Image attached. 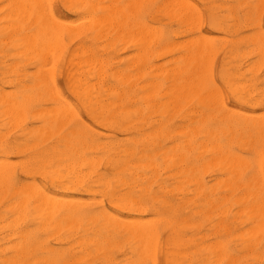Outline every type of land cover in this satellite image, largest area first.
Instances as JSON below:
<instances>
[{
	"label": "rangeland",
	"instance_id": "374dc122",
	"mask_svg": "<svg viewBox=\"0 0 264 264\" xmlns=\"http://www.w3.org/2000/svg\"><path fill=\"white\" fill-rule=\"evenodd\" d=\"M12 1L13 3H11ZM33 1L34 0H26L25 2L24 0H17L16 2V0H0V115L2 114L3 116H0V146H3L0 147V161L5 159L8 160L0 162V264H128L130 263L129 261H132L131 264L134 262V264H198L197 262L202 264H211V262L212 264H264V125L261 124H264V0H174V3L172 2L174 5L172 3L170 4L171 0H134L135 3L131 0H42L40 3L41 5L39 6V2L34 4L35 1ZM167 1H169L168 3L170 6ZM28 2L31 3L29 4ZM132 2L133 5L135 4L134 6L131 5ZM20 3L23 5L20 6ZM187 3L189 4V7ZM13 4L14 7L16 6L15 8H13ZM17 5L19 8H17ZM191 5H196L195 7L199 10L197 9L196 11V8H192ZM164 6L167 9H165ZM20 7L22 8L20 9ZM37 7H39L40 10ZM183 8L186 9V12H189V10L192 9L191 11L193 13L190 11L188 14H185V10H182ZM194 8L195 10H193ZM175 9L179 11L173 13ZM18 11H21L22 13H19ZM26 11L29 17L28 15H24L26 14L24 13ZM42 11L44 13H42ZM197 12H199L200 15H198ZM50 15L54 21L52 18L50 19ZM27 17L29 19H27ZM32 17L36 21L32 19ZM42 18L43 20L46 19V22H43V20L39 21ZM196 18L200 19L198 20ZM19 20H21L19 22L20 25L18 24ZM46 24L48 27H46ZM47 28L49 29L47 30ZM145 29L147 31H145ZM148 29H151L150 31H152L150 34L158 33L156 36H154L155 34H152L153 36H151L147 34V32H150ZM131 30L133 33L137 32L138 35L144 30V33H146L145 38L149 39L151 36L152 38H150L151 40L154 38V42L153 40H148V43H152L149 45L147 43L146 45L148 46H146L145 43L147 42V39L145 40L144 38L145 41H142L143 38L141 39L140 37L143 32L139 36L141 41L139 39L134 41L138 36H136L137 34L134 36L132 32L131 34ZM72 32L74 33L72 34ZM42 34H44V36ZM50 34L53 36H56L57 34L59 36L57 38L55 37V39ZM34 35H40V42L39 38ZM41 35L46 38H43ZM31 36L32 40L30 38ZM130 36H132L131 38L134 40H132ZM20 38L26 41H21ZM41 38L45 40H42ZM203 38H205L204 41L202 40ZM58 39H61L62 44ZM36 41V44L41 46L40 49H38L39 46H37L38 48L36 47ZM44 41L48 45L46 46L44 43L46 47L50 48L52 46L50 50L45 48L42 44ZM21 42H24L27 46H20ZM57 42H59V45L56 44ZM188 42L190 43L188 44ZM153 43L154 45H152ZM163 44H165V46ZM170 44H172V46ZM202 44L207 45V48ZM56 45H58L59 48L62 46L64 49L60 50ZM181 45H187L185 47L187 49H184ZM197 45L200 52L206 48L202 51L203 53H200L199 49L195 48ZM257 47H260L261 49H257ZM53 48H55V51ZM141 48L143 51L140 50ZM208 48L211 50H208ZM51 49L53 51H51ZM39 50H42L43 52L45 51V53H41ZM154 50L155 52H153ZM262 50L263 52H260ZM166 52L168 54H166ZM30 53L33 54L31 55ZM138 53L140 54V58L138 57L137 60ZM156 53H160V55L162 53L163 55L159 57V54ZM22 54L24 55L22 56ZM28 54L31 55V57ZM146 55L148 57H146ZM141 56L144 61L141 59ZM191 56L192 59L190 61H185L188 60V57L191 58ZM205 57L207 59H205ZM49 58H52L53 60H49ZM181 58H185V60ZM201 58L202 61L198 60ZM172 59L175 61H172ZM135 61L137 63H135ZM141 61L143 63H141ZM50 63H52L53 66L50 67ZM191 63L194 65H190ZM176 64H179V67L176 66ZM40 65L42 66L41 68ZM154 66L158 69L161 68L160 71L162 73L158 69L153 68ZM205 66L206 68H204ZM167 67H171L172 69ZM182 67H185L187 71ZM198 67L200 68L198 69ZM201 67L203 68L199 74ZM137 69L139 72L141 71L142 75L138 76ZM145 69L149 71H145ZM162 69H165V71L167 70V80L165 76L163 77L165 71L163 72ZM46 70H48L49 73H47ZM175 70L178 72L174 74L171 79V74L172 72L175 73ZM179 70H183L182 73ZM41 72L42 74H40ZM189 72H191V74ZM146 73H149L150 75L161 73L164 80L161 77V74L157 75V77L155 75H152V77L148 75L149 77H147ZM194 73L197 75H194ZM188 76H190L189 79ZM130 77L131 79H128ZM132 77L133 79H136L135 77L138 78L132 80ZM50 78L53 82L50 81ZM179 78H184L183 80L187 81V84L190 83L189 86H192H190V88L187 87V89L185 86L188 85H185L184 87L187 89L186 91L183 89V86L180 87L179 82H185L179 80ZM190 78H192L191 80H193V82L196 81L195 83L197 85L191 84L192 81ZM40 80H43V82ZM149 80H152L151 83ZM126 81L129 82L127 83ZM148 81L150 87L156 89L155 91L152 88L145 86V82L147 83ZM168 82L175 84V87L171 83L166 84ZM242 84H244V86ZM144 86L146 89H144ZM168 86L174 87L175 89L176 86L177 88L179 87V94L185 91L183 94H186V96L182 94L185 98H181L182 95H179L177 92L175 94L178 98L176 96H173L174 98L170 97L171 95H175L173 94L175 91L171 92L174 88H171L170 92L172 94L170 93V96L169 93H166L171 100L176 97V100H178L176 103L178 102L181 105L177 103L176 106H174L175 100H172V102L169 97L163 94L164 91H169H162L164 88L169 89L170 87L167 88ZM196 87L199 91L195 89ZM212 87H214L213 89L215 90L217 88L219 93H221L218 97L216 96L217 94H214L217 90L214 92V90L211 89ZM192 88L197 91L192 92L190 94L191 97L189 98L190 95L186 92H188V90L193 91ZM45 89L47 92L50 89V92L47 93ZM209 89L211 92H214L212 93L217 99L216 97H209V95L212 94ZM179 90L182 92H179ZM5 92L9 95L8 99L4 97V94L7 96ZM54 92L56 94H54ZM159 92L160 96L158 95ZM206 92L207 94L210 92L208 97L212 99L211 101L210 99L207 101ZM193 93L197 94H194V96ZM37 94L41 96H38L37 98ZM202 94L206 96H203ZM51 95L56 96L57 101L54 97L52 99ZM200 95L204 97L202 99L204 102L201 101L202 97H200ZM119 96L122 97V99H120ZM142 96L144 99H141ZM187 97L188 103L184 100L181 101ZM180 98L181 100L179 101ZM1 100L3 101V104ZM4 100L7 101L5 102ZM52 100L54 101L52 102ZM55 101H60V104ZM6 103L11 104H8L6 107ZM85 103L87 105H85ZM208 104H211L212 106L209 107ZM3 106L8 108L7 110L10 108L9 113L13 115L10 117L11 119L15 117V121L10 119L9 115H7L9 114L8 111L5 110L6 108ZM45 106L50 107V115L48 108ZM57 106L60 108V112L62 111V115H59L60 112L58 111ZM92 106L94 108H89ZM164 106L170 111H163L162 109H166ZM2 107L5 112L7 111L6 115L8 117L5 116V113L3 115L4 111ZM51 107H53V109ZM65 107H67V110L68 108L70 109L67 111L68 113L72 111L70 116L67 113V117H71L74 114L75 118L73 116L72 119L65 117L67 115L65 114ZM123 108L127 113L123 110V113H121L122 111L120 110ZM34 110H40L41 113L39 112V114L37 113L38 111L35 112ZM51 110H56L55 114ZM10 111H14L13 114ZM25 111L27 113H25ZM57 111L59 112V116L57 115ZM17 112L18 114H22L17 115ZM163 112L166 114L162 115ZM122 114L129 115L128 123L126 121L127 116H125V119L122 117L123 121L121 120ZM47 115H49V118L53 116V118L51 117L53 120L64 118V121L58 119V124L60 121L62 122H60V125L56 126V121L45 119L49 122L47 123L42 119L45 117L48 119ZM116 118L117 120H113ZM65 119L67 120L65 121ZM249 119L253 121L251 122ZM111 120L113 126H110ZM8 121H10V123ZM46 123L48 126H46ZM192 128L195 130L194 134L192 133L194 132ZM220 129L223 130L221 131ZM53 131L57 133L54 134ZM69 132L74 135L68 134ZM156 133L158 136H156ZM183 137L188 139L184 140ZM70 139H72V141ZM68 143L71 146L66 145ZM82 144L84 145V148L82 147ZM214 145L220 147L219 151L215 149L216 147ZM74 146L78 147L77 150ZM199 146L200 149H198ZM57 149L61 151H57ZM226 151L228 152L227 154ZM232 151L234 153H232ZM64 156H67V158ZM78 156H80V158ZM90 156H93L92 158L95 157V164L94 161L89 163L93 168L91 170L88 162L93 159ZM173 156H176V159H174ZM41 157L43 160L47 158L46 161H43ZM87 157L90 159L85 163ZM107 158L108 160L106 161ZM81 159L84 160V164ZM80 160L82 162L81 165L79 164ZM116 160L118 162H116ZM63 162L66 167L67 163L69 165L71 163V166L68 165V168L70 169V167H72V170L67 168V170L70 171H67V174L65 173L66 170L63 169L66 168L65 166H62ZM5 163H7V166L9 164V166L7 167ZM74 163L77 166H74ZM85 164H88L89 167L87 168L84 166ZM3 165L5 167H3ZM82 165L85 168H83ZM149 166H152L151 170L148 168ZM57 167L59 168L57 169ZM257 169L260 170V172ZM52 170H56L57 172L54 174V171L52 172ZM81 170H84L85 172L87 171V173H84V171ZM88 170L90 175L88 174ZM44 171L48 172V174L51 172V176ZM71 171H73L74 174ZM120 171H122V173ZM230 172H233L234 174ZM58 173L60 175L57 176ZM27 174H29V176ZM53 174L57 176V181ZM69 174H71L72 177ZM68 175L70 178H68ZM48 176L50 177L48 178ZM61 176L63 178H61ZM85 176H89L87 177L88 180ZM59 177L61 179H59ZM118 177L122 180H119ZM43 178H45V180ZM73 178H76L75 184V180H72ZM115 178L116 180H114ZM51 180L52 185L50 184ZM61 180L65 182L63 183ZM70 180L73 184L69 182ZM89 180H92L93 182ZM32 181L35 183L33 184ZM77 181H79V183ZM60 182H62V186L59 185L61 184ZM189 182L194 183L191 185ZM30 183L33 186H29ZM67 183L69 185H67ZM37 184L40 185L38 192L36 191ZM64 184H66V187L69 186L68 188H70V190L64 187ZM108 184L110 186H108ZM72 185L74 188H72ZM23 186H25L24 188H30L28 189L31 192L28 193L27 190L30 198L27 196V193H24L26 191L25 189L23 190L24 194L21 193ZM33 187L36 194L39 192L43 194V192H45L46 196L45 193L43 194L44 196L40 193V196L39 194L38 196L35 195V191L32 193ZM111 187L115 188V190H112ZM3 188L6 191L3 190ZM14 189L15 191L17 189L18 191H16V194H14ZM19 190L21 192H19ZM139 190L141 191L139 192ZM19 193L21 194L18 195ZM124 193H126L127 196H125ZM129 194L130 197L134 199L131 200L128 198ZM24 195L28 200L26 197L24 198ZM41 195L43 196L42 198ZM50 195L53 197H50ZM115 195L119 196L117 197ZM120 196L122 198L121 200ZM31 197L34 198V200L31 199ZM36 197L42 199H39L37 202L41 200L43 201V205L47 202L46 199H48V201H51L54 198L57 199H55L56 202L52 204V209L51 206L48 205L51 202L46 203L50 208L46 205L44 208L41 202H39L41 205L38 206L37 204L39 203H36ZM69 197L71 203L73 202V205H71V207L73 206L72 209H70V201V204L66 203L69 200ZM73 197L77 202L72 200L74 199ZM125 197H127V200L124 199ZM44 198L45 200H43ZM60 198L63 199V202H66L64 203L65 206L62 205V207L60 205L59 208V204L63 203ZM64 198H66V200ZM79 198L89 200L90 202H85L84 200L78 202ZM108 198H110L112 202H114V200L117 202L111 203V201H108ZM21 199L24 203H22L23 201ZM18 200L21 201L18 202ZM125 201L127 202L125 203ZM14 202H16V204L19 203L20 206L18 204L15 205ZM80 202L84 205L81 206ZM55 203L56 206H54ZM66 204H69L67 205L69 207H67ZM117 204L120 207L122 205L124 207L122 206L120 208ZM130 205L132 207L133 205L134 207L137 205L140 209L138 208L135 210L134 208H131ZM36 207H40L41 212L45 209L47 213L44 211L42 212L45 216L40 211H37L39 208L37 209ZM46 207L48 209H46ZM64 207H66V209ZM50 209L53 211L56 209V215L53 214V211L51 215H49ZM152 210L154 211L152 212ZM14 211L15 213L18 211V213L15 214L17 217L14 215ZM256 211L258 213L261 212V214L259 213L261 217H259V214ZM102 214L105 215L103 218L101 216ZM169 214H172L173 218L172 216H169ZM48 215L52 220H48ZM106 215L109 216L106 217ZM33 216L36 217L34 218ZM114 217L115 220L113 219ZM160 218L163 220L160 221ZM166 218L172 219L167 220ZM63 219L65 221H63ZM136 219L142 222H147V224H150L151 222L149 220H151L152 224H141L140 230L142 232H140V226L138 225L135 228L137 231H135L131 226L138 222L142 223L140 221L136 222ZM71 220L73 222H71ZM95 220L96 222H94ZM107 221L109 222L107 223ZM115 221L119 222L118 224L121 225V229L118 228L120 225L117 226ZM131 221H133V223ZM171 221L172 223L175 222L174 226L172 223L170 224ZM38 222H40V224ZM41 223H43V226ZM109 223L110 225H108ZM126 223H128L130 229L127 227ZM53 224H55V226ZM124 224H126V228H128L127 231L122 228V225ZM129 224L132 225L130 226ZM145 224L149 227L148 230L145 228L144 231ZM164 224H166L165 227ZM190 225L191 227H189ZM95 227H97V229ZM110 227L113 228L110 229ZM104 229L105 232H108L109 234H106ZM138 231L140 234L142 233V236L144 237H142ZM146 232H148L147 234H150L149 237L145 235ZM154 232H156V234H154ZM239 233H241V235ZM151 235L155 237H152ZM131 237L133 238L131 239ZM105 238L109 240L107 241ZM135 238L138 239L136 240ZM143 238L147 239L142 243L143 246L137 244L140 240L143 242ZM149 238L153 240H150ZM168 238L169 241L171 239L175 240V238L177 241H174V243L173 240H171L172 243L169 242L170 244H168ZM178 241H181L182 243L180 242L176 245ZM78 242H80V244H78ZM133 243L139 245L138 247H143H140L141 252ZM145 243L146 246L149 244L150 248L149 246L146 247L144 245ZM165 244L167 246L172 244L173 247L172 245L166 247ZM182 244L184 247H182ZM214 244H216L217 247ZM211 245H213L214 249H211ZM206 248L208 249L206 250ZM144 249L148 250L145 251L150 253H146ZM133 250H136L135 252H139V254H133ZM212 250L215 251L210 254ZM181 252L185 255L186 253L189 254L186 255L187 257L185 259L186 261L189 259L187 263H185V256L184 254L182 255ZM145 253L148 255L151 254L150 257L152 258H147L149 256H146ZM170 253H172L173 256H171ZM214 253H216V255L218 253V256H215ZM166 254H168V256ZM135 258L137 259L135 260ZM128 259L130 260L128 261Z\"/></svg>",
	"mask_w": 264,
	"mask_h": 264
},
{
	"label": "bare ground",
	"instance_id": "6f19581e",
	"mask_svg": "<svg viewBox=\"0 0 264 264\" xmlns=\"http://www.w3.org/2000/svg\"><path fill=\"white\" fill-rule=\"evenodd\" d=\"M24 1L26 2V0H24ZM28 1H29V0H28ZM31 1H32V0H31ZM34 1H35L34 4H37V3L39 2L38 6L41 5L40 3L42 2V0H41V1H40V0H39V1H38V0H37V1L34 0ZM34 1H33V2H34ZM111 1H112V0H111ZM131 1L134 2V0H131ZM142 1H143V0H142ZM154 1H155V0H154ZM169 1H170V0H169ZM169 1H167V3H168ZM177 1H178V0H177ZM183 1H184V0H183ZM16 2H17V0H16ZM19 2H20V1H19ZM19 2H18V3H19ZM33 2H32V3H33ZM36 2H37V3H36ZM113 2H114V1H113ZM129 2H130V1H129ZM133 2H132L131 5H133ZM172 2L174 3V0H171L170 4H171ZM262 2H263V1H262ZM8 3H10V2H8ZM11 3H13V1H12ZM28 3H29V2H28ZM28 3H27V4H28ZM30 3H31V2H30ZM30 3H29V4H30ZM64 3H65V2H64ZM110 3H111V2H110ZM126 3H127V2H126ZM134 3H135V2H134ZM140 3H141V2H140ZM146 3H147V2H146ZM173 3H172V4H173ZM180 3H182V2H180ZM257 3H258V2H257ZM14 4H15V3H14ZM14 4H13V8L16 7V6L14 7ZM29 4H28V5H29ZM138 4H139V3H138ZM143 4H144V3H143ZM168 4H169V3H168ZM170 4H169V6H170ZM183 4H185V3H183ZM187 4H188V3H187ZM187 4H186V6H187ZM22 5H23V4H22ZM22 5H21V3H20V6H22ZM31 5L34 6L33 4H31ZM48 5H49V4H48ZM115 5H116V4H115ZM134 5H135V4H134ZM134 5H133V6H134ZM136 5H137V4H136ZM163 5H164V4H163ZM165 5H167V4H165ZM173 5H174V4H173ZM175 5H176V2H175ZM32 6H31V7H32ZM129 6H130V5H129ZM133 6H132V8H133ZM140 6H143V5H140ZM167 6H168V5H167ZM169 6H168V7H169ZM177 6H178V5H177ZM191 6H192V5H191ZM195 6H196V5H193L192 8L195 7ZM259 6H260V5H259ZM11 7H12V6H11ZM35 7H36V6H35ZM42 7H43V6H42ZM42 7H41V8H42ZM90 7H91V6H90ZM93 7H94V6H93ZM164 7H165V6H164ZM171 7H172V6H171ZM174 7H175V6H174ZM174 7H173V8H174ZM188 7H189V4H188ZM17 8H19L18 5H17ZM21 8H22V7H20V9H21ZM23 8H25V7H23ZM37 8L40 10L39 7H37ZM43 8H44V7H43ZM88 8H89V7H88ZM129 8H130V7H129ZM132 8H131V9H132ZM186 8H187V7H186ZM195 8H196V11H197L198 8H197V7H195ZM195 8H194L193 10H195ZM38 9H37V10H38ZM125 9H126V8H125ZM131 9H130V10H131ZM134 9H135V7H134ZM137 9H139V8H137ZM157 9H158V8H157ZM165 9H167V8L165 7ZM169 9H172V8H169ZM187 9H189V8H187ZM190 9H191V8H190ZM17 10H18V9H17ZM43 10H44V9H43ZM103 10H104V9H103ZM121 10H122V9H121ZM132 10H133V9H132ZM160 10H161V9H160ZM173 10H174V9H173ZM182 10H185V14H186V13L188 14L192 9L189 10V12H186V9H184V8H183ZM198 10H199V9H198ZM259 10H260V9H259ZM8 11H9V10H8ZM21 11H24V10H21ZM21 11H20V12H21ZM35 11H36V9H35ZM87 11H88V10H87ZM87 11H86V12H87ZM139 11H140V10H139ZM176 11H177V10L175 9V11H173V13L176 12ZM178 11H179V10H178ZM178 11H177V12H178ZM187 11H188V10H187ZM18 12H19V11H18ZM20 12H19V13H20ZM49 12H50V10H49ZM107 12H108V11H107ZM110 12H111V11H110ZM120 12H121V11H120ZM128 12H129V10H128ZM132 12H133V11H132ZM182 12H184V11H182ZM191 12H192V11H191ZM194 12H195V11H194ZM9 13H11V12H9ZM21 13H22V12H21ZM24 13H26V14H24V15H26V16L28 15L27 11L24 12ZM40 13H41V12H40ZM40 13H38V14H40ZM42 13H44V12L42 11ZM45 13H47V12H45ZM102 13H104V12H102ZM112 13H113V12H112ZM126 13H127V12H126ZM140 13H141V12H140ZM142 13H143V12H142ZM192 13H193V12H192ZM197 13H198V15H200L199 12H197ZM132 14H133V13H132ZM185 14H184V17H185ZM12 15H13V14H12ZM12 15H11V16H12ZM46 15H47V14H46ZM110 15H111V13H110ZM167 15H168V14H167ZM192 15H193V14H192ZM195 15H196V14H195ZM30 16H32V15H30ZM47 16H48V15H47ZM50 16H51V15H50ZM50 16H49V17H50ZM127 16H128V15H127ZM177 16H178V15H177ZM190 16H191V15H190ZM196 16H197V15H196ZM8 17H10V16H8ZM22 17H23V16H22ZM28 17H29V15H28ZM28 17H27V19H29ZM186 17H187V15H186ZM188 17H189V16H188ZM12 18H13V17H12ZM15 18H16V17H15ZM51 18H52V16L50 17V19H51ZM182 18H183V17H182ZM189 18H190V17H189ZM10 19H11V18H10ZM23 19H24V18H23ZM32 19H34V18L32 17ZM38 19H39V18H38ZM134 19H135V18H134ZM183 19H184V18H183ZM194 19H195V18H194ZM196 19L199 20L200 18H196ZM16 20H18V19H16ZM34 20H35V19H34ZM41 20H43V18L40 19L39 21H41ZM45 20H46V19H45ZM45 20H43V22H44ZM48 20H49V19H48ZM52 20H53V18H52ZM180 20L183 21L182 19H180ZM13 21H14V20H13ZM20 21H21V20L18 21V24H19ZM24 21H25V20H24ZM32 21H33V20H32ZM35 21H36V20H35ZM53 21H54V20H53ZM55 21H56V20H55ZM184 21H185V19H184ZM28 22H29V21H28ZM33 22H34V21H33ZM37 22H38V21H37ZM45 22H46V21H45ZM56 22H57V21H56ZM106 22H107V21H106ZM186 22H187V21H186ZM189 22H190V21H189ZM25 23H26V21H25ZM47 23H48V22H47ZM59 23H60V22H59ZM65 23H66V22H65ZM143 23H144V22H143ZM187 23H188V22H187ZM190 23H191V22H190ZM193 23H195V22H193ZM197 23H198V22H197ZM27 24H28V23H27ZM39 24L41 25L40 22H39ZM51 24H52V23H51ZM54 24H55V23H54ZM57 24H58V23H57ZM62 24H63V23H62ZM76 24H77V23H76ZM19 25H20V24H19ZM29 25H30V24H29ZM43 25H44V24H43ZM55 25H56V24H55ZM65 25H66V24H65ZM139 25H140V24H139ZM198 25H199V24H198ZM9 26H10V25H9ZM61 26H62V25H61ZM103 26H104V25H103ZM126 26H127V25H126ZM2 27H3V26H2ZM46 27H48L47 24H46ZM71 27H73V26H71ZM106 27H107V26H106ZM108 27H109V26H108ZM138 27H139V26H138ZM59 28H60V27H59ZM68 28H69V27H68ZM83 28H84V27H83ZM103 28H104V27H103ZM103 28H102V29H103ZM131 28H132V27H131ZM147 28H148V27H147ZM151 28H152V27H151ZM187 28H188V27H187ZM7 29H9V28H7ZM14 29H15V28H14ZM48 29H49V28H47V30H48ZM55 29H56V28H55ZM62 29H63V28H62ZM78 29H80V28H78ZM139 29H140V28H139ZM153 29H154V28H153ZM10 30H13V29H10ZM60 30H61V29H60ZM72 30H73V29H72ZM105 30H107V29H105ZM137 30H138V29H137ZM148 30L150 31L151 29H148ZM5 31H6V30H5ZM8 31H9V30H8ZM18 31H19V30H18ZM44 31H45V30H44ZM73 31H74V30H73ZM145 31H147V30L145 29ZM145 31L143 30L142 32L144 33ZM155 31H156V29H155ZM35 32H36V31H35ZM80 32H81V31H80ZM84 32H85V30H84ZM131 32H132V30L130 31V33H131ZM142 32H141V33H142ZM151 32H152V31L147 32V34L153 36L155 33H152V34H153V35H152V34H150ZM14 33H15V32H14ZM14 33H13V34H14ZM19 33H20V32H19ZM21 33H22V32H21ZM32 33H33V32H32ZM38 33H40V32H38ZM42 33H44V32H42ZM47 33H48V31H47ZM73 33H74V32H72V34H73ZM98 33H99V32H98ZM128 33H129V32H128ZM130 33H129V34H130ZM132 33H133V32H132ZM132 33H131V34H132ZM134 33H135V32H134ZM134 33H133V35L135 36V35L137 34V32H136L135 34H134ZM138 33H140V32H138ZM141 33H140L139 35H138V34L136 35V36H138L137 38H136V37H133V38H136L135 40L131 38L132 36H130V38H131L132 40H134V41H136V40H138V39L141 41V39L143 38L142 41H145V40L147 39V38H145L146 33H144V34L142 33V35H143L144 37L141 35ZM157 33H158V32H157ZM157 33H156V34H157ZM27 34H30V33H27ZM40 34H41V33H40ZM52 34H53V33H52ZM52 34H50V35H52ZM156 34H155L154 36H156ZM160 34H161V33H160ZM11 35H12V33H11ZM14 35H16V34H14ZM42 35L44 36V34H42ZM42 35H41V36H42ZM53 35H55V34H53ZM53 35H52V36H53ZM78 35H79V34H78ZM140 35H141V36H140ZM12 36H13V35H12ZM17 36H18V35H17ZM34 36H37V37L39 38L40 35H39V36H38V35H34ZM43 36H42V37H43ZM58 36H59V35L56 34V36H53V37H54V38H55V37L57 38ZM139 36L141 37V39H140ZM151 36H150V37H151ZM13 37H14V36H13ZM13 37H12V38H13ZM60 37H61V36H60ZM150 37H149V39L146 40L147 42L145 43V45L148 43V40H151L152 37H151V38H150ZM173 37H174V36H173ZM9 38H10V37H9ZM18 38H19V37H18ZM30 38H31V40H32V36H31ZM33 38H36V37H33ZM43 38H46V37H43ZM54 38H53V40H54ZM56 38H55V39H56ZM70 38H71V37H70ZM74 38H75V37H74ZM95 38H96V37H95ZM144 38H145V40H144ZM156 38H157V37H156ZM13 39H14V38H13ZM15 39H16V38H15ZM20 39H21V41L23 40L22 38H20ZM28 39H29V37H28ZM41 39H42V38H41ZM88 39H89V38H88ZM153 39H154V38H153ZM153 39H152V40H153ZM192 39H193V38H192ZM194 39H195V37H194ZM197 39H198V38H197ZM258 39H259V38H258ZM36 40H37V39H36ZM42 40H45V39H42ZM59 40L61 41V39H58V41H59ZM152 40H151V41H152ZM160 40H161V39H160ZM198 40H199V39H198ZM202 40L204 41L205 38H203ZM249 40H250V39H249ZM23 41L25 42L26 40H23ZM34 41H35V40H34ZM123 41H124V40H123ZM151 41H150V42H151ZM252 41H253V40H252ZM24 42H23V43L21 42V45H20V44H19V45H20V46L23 45L24 47L27 46V45L24 44ZM39 42H40V38H39ZM41 42H42V41H41ZM54 42H55V40H54ZM153 42H154V40H153ZM155 42H156V41H155ZM193 42H194V41H193ZM196 42H197V40H196ZM198 42H199V41H198ZM19 43H20V41H19ZM36 43H37V41L35 42V44H36ZM44 43H45V41H44L42 44L44 45ZM58 43H59V42H57L56 44H58ZM120 43H121V42H120ZM151 43H152V42H151ZM151 43H148V45L151 44ZM172 43H173V42H172ZM189 43H190V42H188V44H189ZM204 43H205V42H204ZM26 44H27V43H26ZM45 44H46V46H48L47 43H45ZM48 44H49V42H48ZM61 44H62V41H61ZM165 44H166V43H165ZM165 44H163V45L165 46ZM176 44H177V43H176ZM186 44H187V43H186ZM261 44H263V43H261ZM40 45H41V43H40ZM53 45H55V44H53ZM58 45H59V44H58ZM58 45H56V46L59 48ZM140 45H141V43H140ZM145 45H144V46H145ZM148 45H146V46H148ZM152 45H154V43H153ZM170 45L172 46V44H170ZM177 45H179V44H177ZM202 45H203V44H202ZM258 45H259V44H258ZM15 46H16V45H15ZM17 46H18V45H17ZM29 46H30V45H29ZM37 46H39V45L36 44V47H37ZM44 46H45V45H44ZM46 46H45V48H48V47H46ZM168 46H169V45H168ZM181 46H182L184 49H187V48H185L187 45H185V46H184V45H181ZM181 46H180V47H181ZM203 46L206 47L207 45H203ZM263 46H264V45H263ZM42 47H43V46H42ZM51 47H52V46H51ZM51 47H50V48H51ZM199 47H200V45H199ZM208 47H209V46H208ZM33 48H34V45H33ZM37 48H38V47H37ZM37 48H36V49H37ZM40 48H41V46H39L38 49H40ZM50 48H48V50H50ZM148 48H149V47H148ZM150 48H151V47H150ZM195 48H198V45H197ZM206 48H207V47H206ZM206 48H204V50H205ZM258 48H260V47H257V49H258ZM14 49H15V48H14ZM36 49H35V50H36ZM54 49H55V48H53V50H54ZM59 49H60V50H61V49L63 50L64 48H62V46H61V48H59ZM59 49H57V50H59ZM159 49H160V48H159ZM161 49H162V48H161ZM189 49H190V48H189ZM189 49H188V50H189ZM198 49H199V48H198ZM198 49H197V50H198ZM260 49H261V48H260ZM22 50H23V49H22ZM48 50H47V51H48ZM53 50L51 49V51H53ZM57 50H56V52H57ZM136 50H137V49H136ZM140 50L143 51L142 48H141ZM168 50H169V48H168ZM168 50H167V51H168ZM192 50H193V49H192ZM204 50H201V52L204 51ZM208 50H211V49L208 48ZM39 51H41V53H45V51H44V52H43L42 50H39ZM54 51H55V50H54ZM147 51H148V49H147ZM149 51H151V50H149ZM161 51H162V50H161ZM161 51H160V52H161ZM19 52H20V51H19ZM22 52H23V51H22ZM37 52H38V51H37ZM58 52H59V51H58ZM60 52H61V51H60ZM145 52H146V51H145ZM145 52H144V53H145ZM151 52H152V51H151ZM153 52H155V50H154ZM156 52H157V51H156ZM193 52H194V50H193ZM199 52H200V49H199ZM201 52H200V53H201ZM260 52H263V50L260 51ZM260 52H259V53H260ZM17 53H18V51H17ZM39 53H40V52H39ZM46 53H47V52H46ZM141 53H143V52H141ZM195 53H196V52H195ZM197 53H198V52H197ZM202 53H203V52H202ZM204 53H205V52H204ZM209 53H210V52H209ZM209 53H208V54H209ZM257 53H258V51H257ZM14 54H15V52H14ZM14 54H13V55H14ZM18 54H19V53H18ZM20 54H21V52H20ZM30 54L32 55L33 53H30ZM35 54H36V53H35ZM53 54H54V53H53ZM59 54H60V53H59ZM138 54H139V53H138ZM152 54H154V53H152ZM156 54H159V57H160L161 55H163L162 53H161V55H160V53H156ZM156 54H155V55H156ZM166 54H168V53L166 52ZM166 54H165V55H166ZM172 54H173V53H172ZM261 54H262V53H261ZM23 55H24V54H22V56H23ZM25 55H26V54H25ZM28 55H29V54H28ZM31 55H29V56L31 57ZM37 55H38V54H37ZM37 55H36V56H37ZM39 55H40V54H39ZM41 55H42V54H41ZM57 55H58V54H57ZM57 55H55V56H57ZM142 55H143V54H142ZM200 55H201V54H200ZM205 55H206V53H205ZM36 56H35V57H36ZM45 56H46V55H45ZM143 56H144V55H143ZM184 56H185V55H184ZM203 56H204V55H203ZM26 57H27V56H26ZM40 57H42V56H40ZM51 57H52V56H51ZM73 57H74V56H73ZM138 57L140 58V54L137 55V58H136L137 60H138ZM144 57H145V56H144ZM144 57H143V58H144ZM146 57H148V56L146 55ZM27 58H28V57H27ZM44 58H45V57H44ZM46 58H47V57H46ZM52 58H53V57H52ZM52 58H49V60H50V59L53 60ZM57 58H58V57H57ZM176 58H177V57H176ZM141 59H142V56H141ZM141 59H140V60H141ZM156 59H157V58H156ZM156 59H155V60H156ZM181 59H184V60H185V58H181ZM181 59H180V60H181ZM186 59H187V56H186ZM191 59H192V56H191V58L188 57V60H185V61H190ZM205 59H207V58L205 57ZM258 59H259V58H258ZM32 60H33V58H32ZM42 60H44V59H42ZM49 60H47V61H49ZM85 60H86V59H85ZM140 60H139V61H140ZM142 60H143V59H142ZM153 60H154V59H153ZM178 60H179V59H178ZM184 60H183V62H184ZM198 60H201V61H202V58H201V59H198ZM203 60H204V59H203ZM211 60H212V59H211ZM54 61L56 62L55 59H54ZM57 61H58V60H57ZM139 61H138V62H139ZM143 61H144V60H143ZM167 61H168V60H167ZM172 61H175V60L172 59ZM176 61H177V59H176ZM195 61H196V59H195ZM208 61H209V60H208ZM45 62H46V61H45ZM45 62H44V63H45ZM51 62H52V61H51ZM180 62H181V61H180ZM42 63H43V62H42ZM46 63H47V62H46ZM103 63H104V62H103ZM135 63H137V62L135 61ZM139 63H140V62H139ZM141 63H143V62L141 61ZM169 63H170V62H169ZM187 63H188V62H187ZM12 64H13V63H12ZM47 64H48V63H47ZM51 64H52V63H50V67L53 66V64H52V65H51ZM54 64H55V63H54ZM185 64H186V63H185ZM41 65H42V64H41ZM41 65H40V68L42 67ZM48 65H49V64H48ZM180 65H181V64H180ZM190 65H194V64L191 63ZM13 66H14V65H13ZM46 66H47V65H46ZM46 66H45V67H46ZM100 66H101V65H100ZM148 66H149V65H148ZM176 66L179 67V64H176ZM176 66H175V67H176ZM182 66H184V65H182ZM186 66H187V64H186ZM8 67H9V66H8ZM95 67H96V66H95ZM137 67H139V66H137ZM137 67H136V68H137ZM158 67H159V66H158ZM192 67H194V66H192ZM196 67H197V66H196ZM38 68H39V67H38ZM46 68H47V67H46ZM97 68H98V67H97ZM146 68H148V67H146ZM150 68H151V67H150ZM150 68H149V69H150ZM153 68H155V66H154ZM153 68H152V69H153ZM159 68H160V67H159ZM167 68H171V67H167ZM173 68H174V66H173ZM182 68L185 69V67H182ZM190 68H191V67H190ZM199 68H200V67H198V69H199ZM202 68H203V67H201V69H200V71H199V74H200V72L202 71ZM204 68H206V66H205ZM249 68H250V67H249ZM44 69H45V68H44ZM48 69H49V68H48ZM50 69H51V68H50ZM98 69H99V68H98ZM100 69H102V68H100ZM155 69H158V68L156 67ZM160 69H161V68H160ZM160 69H158V70L160 71ZM171 69H172V68H171ZM176 69H177V68H176ZM179 69H181V68H179ZM192 69H193V68H192ZM53 70H54V69H53ZM102 70H103V69H102ZM137 70H138V69H137ZM153 70H154V69H153ZM162 70H163V69H162ZM177 70H178V69H177ZM185 70H186V69H185ZM38 71H39V70H38ZM42 71H44V70H42ZM46 71H47V73H49L48 70H46ZM145 71H149V70H146V69H145ZM164 71H165V69L163 70V72H164ZM166 71H167V70H166ZM166 71H165V72H166ZM179 71H180V70H179ZM182 71H183V70H182ZM182 71H180V72L182 73ZM186 71H187V70H186ZM190 71H191V69H190ZM192 71H193V70H192ZM195 71H196V69H195ZM154 72H155V71H154ZM157 72H158V71H157ZM160 72H161V71H160ZM165 72H164V74H165ZM171 72H172V71H171ZM171 72H170V73H171ZM177 72H178V71H176V70H175V73L172 72L170 78L172 79V78H173L172 76H174V74H176ZM255 72H256V71H255ZM149 73H150V72H149ZM149 73H146V74H147V77H149V76H148V75H150ZM161 73H162V72H161ZM161 73H160V74H161ZM184 73H185V72H184ZM189 73L191 74V72H189ZM196 73H197V71H196ZM25 74H26V73H25ZM33 74H34V72H33ZM35 74H36V73H35ZM40 74H42V72H41ZM44 74H46V73H44ZM137 74H138V76L142 75V74H141V71L139 72V70H138ZM137 74H136V75H137ZM160 74L158 73L157 75H160ZM164 74H163V77L165 76V78H166V80H167V78H168V77H166V76H168L167 72H166L165 75H164ZM178 74H179V73H178ZM190 74H189V75H190ZM197 74H198V73H197ZM197 74L194 73V75H197ZM37 75H38V74H37ZM113 75H114V74H113ZM113 75H112V76H113ZM152 75H153V74H151L150 76L152 77ZM154 75L157 77L156 73H155ZM154 75H153V76H154ZM179 75H181V74H179ZM207 75H208V74H207ZM18 76H19V75H18ZM102 76H103V75H102ZM112 76H111V77H112ZM121 76H122V75H121ZM176 76H177V75H176ZM176 76H175V77H176ZM185 76H186V75H185ZM199 76H201V75H199ZM16 77H17V75H16ZM40 77H41V76H40ZM43 77H44V76H43ZM98 77H99V76H98ZM133 77H134V76H133ZM133 77H132V80H136V79L138 78V77H135L136 79H133ZM161 77H162V74H161ZM163 77H162V78H163ZM178 77H179V76H178ZM189 77H190V76H188V79H189ZM191 77H192V76H191ZM23 78H24V77H23ZM37 78H38V77H37ZM41 78H42V77H41ZM45 78H46V77H45ZM45 78H43V79H45ZM112 78H113V77H112ZM126 78H127V77H126ZM199 78H200V77H199ZM203 78H204V77H203ZM210 78H211V77H210ZM128 79H131V77L128 78ZM151 79L154 80L153 78H151ZM160 79H161V78H160ZM174 79H175V78H174ZM183 79H184V78H183ZM183 79H182V78H179V80H183ZM185 79H187V78H185ZM191 79H192V78H190V80H191ZM193 79H194V78H193ZM16 80H17V79H16ZM51 80H52V79L50 78V81H51ZM126 80H127V79H126ZM146 80H147V79H146ZM152 80H151V81H152ZM163 80H164V78H163ZM163 80H162V81H163ZM40 81L43 82V80H40ZM149 81H150V80H149ZM149 81H148L147 83L145 82V86L148 87V88L150 87V83H151V81H150V83H149ZM156 81H157V80H156ZM177 81H178V80H177ZM191 81H192L191 84H193V85H197V84L195 83L196 81H194V82H193V80H191ZM9 82H10V81H9ZM51 82H53V81H51ZM126 82H127V81H126ZM128 82H129V81H128ZM128 82H127V83H128ZM153 82H154V81H153ZM153 82H152V83H153ZM174 82H175V81H174ZM183 82L186 83L187 81L183 80ZM189 82H190V81H189ZM44 83H45V82H44ZM148 83H149V84H148ZM155 83H156V82H155ZM155 83H154V84H155ZM170 83L173 84L172 82H170ZM170 83L168 82V83H166V84H170ZM181 83H182V82H179L180 87L183 86V89H185V87H186V88H187V87L190 88V86H192V85L189 86L190 83H188V84H187V83H186V84H185V83H182V84H184V85H182ZM194 83H195V84H194ZM197 83H198V82H197ZM10 84H11V83H10ZM92 84H93V83H92ZM125 84H126V83H125ZM132 84H133V82H132ZM132 84H131V85H132ZM146 84H147V85H146ZM154 84H153V86H154ZM176 84H178V83H176ZM198 84H199V83H198ZM52 85H53V84H52ZM127 85H128V84H127ZM127 85H126V86H127ZM185 85H188V86H185ZM240 85H241V84H240ZM242 85L244 86V84H242ZM142 86H143V85H142ZM145 86H144V89H146ZM158 86H159V85H158ZM173 86L175 87V84H173ZM177 86H179V85H177ZM177 86H176L177 91H176V89H175L174 87H170V86L167 87V88L170 87L169 89H165V88H166V86H165V88H164L162 91H164V90H169V91H168V92H167V91H166V92L164 91L163 94H165V95L167 96V94L169 93V96H170V95L172 94L171 92H174V91H175L173 94H175L176 92L178 93V88H179V87L177 88ZM184 86H185V87H184ZM200 86H201V85H200ZM138 87H139V86H138ZM198 87H199V86H198ZM215 87H216V86H215ZM24 88H25V87H24ZM47 88H48V87H47ZM85 88H86V87H85ZM128 88H129V86H128ZM140 88H143V87H140ZM140 88H139V89H140ZM148 88H147V89H148ZM150 88H152V87H150ZM154 88H155V87H154ZM159 88H160V87H159ZM171 88H174V90L170 92ZM213 88H214V87H212L211 89H213ZM234 88H235V86H234ZM234 88H233V89H234ZM247 88H248V87H247ZM22 89H23V88H22ZM152 89H153V88H152ZM180 89H181V88H180ZM187 89H188V88H187ZM187 89H185V90L187 91ZM195 89H197V87H196ZM200 89H201V88H200ZM205 89H206V88H205ZM241 89H242V86H241ZM45 90H46V89H45ZM49 90H50V89H49ZM49 90H48V92H50ZM54 90H55V88H54ZM71 90H72V89H71ZM149 90H151V89H149ZM153 90L155 91L156 89H153ZM153 90H151V91H153ZM192 90H193V91L188 90V92H186V93H187V94L189 93V95H190L192 92H194V91L196 92L198 89H197V90H194V89L192 88ZM209 90H210V89H209ZM213 90H214V92H215L216 90L218 91L217 88H216V90H215V89H213ZM235 90H236V89H235ZM35 91H36V90H35ZM51 91H52V90H51ZM93 91H94V90H93ZM122 91H123V90H122ZM146 91H147V90H146ZM180 91H181V90H179V92H180ZM189 91H190V92H189ZM198 91H199V90H198ZM217 91H216L215 93H214L213 91H212V92H213L214 94H217L216 96L218 97L219 94H221V93H219V91H218V93H217ZM262 91H263V90H262ZM46 92H47V90H46ZM48 92H47V93H48ZM55 92H57V91H55ZM55 92H54V94H56ZM94 92H95V91H94ZM148 92H149V91H148ZM156 92H157V91H156ZM181 92H182V91H181ZM184 92H185V91H184ZM184 92H183V93H184ZM204 92H205V91H204ZM210 92H211V90H210ZM210 92H209L208 94H207V92H206V95H207V96L202 94L203 96H206V97H207V98H206L207 101H208V99H210V101H211V100H212V99H211L212 97H216L215 95H213L212 92H211L212 94L209 95ZM5 93H6V92H5ZM10 93H11V92H10ZM47 93H46V94H47ZM120 93H121V92H120ZM166 93H167V94H166ZM170 93H171V94H170ZM183 93H181V94L178 93V94H179V95H182ZM2 94H3V93H2ZM54 94H53V95H54ZM150 94H151V93H150ZM152 94H153V93H152ZM159 94H160V92L158 93V95H159ZM178 94H177V95H178ZM194 94L196 95L197 93H193V95H194ZM6 95H7V93H6ZM11 95H12V94H11ZM11 95H10V96H11ZM28 95H30V94H28ZM32 95H33V94H32ZM32 95H31V96H32ZM53 95H51V98L53 99V97H54V99L56 100V96H53ZM119 95H120V94H119ZM142 95H143V94H142ZM144 95H145V94H144ZM165 95H164V96H165ZM183 95L186 96V94H183ZM183 95H182L181 98H185V97H183ZM195 95H194V96H195ZM202 95H200V97H202ZM208 95H209V97H211V96H212V97L209 98ZM8 96H9V95L5 96V94H4V97H6L7 99H8ZM12 96H13V95H12ZM25 96H26V94H25ZM38 96H39V94H37L36 97L38 98ZM40 96H41V95H40ZM40 96H39V97H40ZM121 96H122V95H121ZM156 96H157V95H156ZM159 96H160V95H159ZM169 96H167V97H169ZM173 96H176V94H175V95H171L170 97H173ZM1 97H2V96H1ZM29 97H30V96H29ZM32 97H33V96H32ZM32 97H31V98H32ZM49 97H50V94H49ZM49 97H48V98H49ZM58 97H60V96H58ZM119 97H120V96H119ZM119 97H117V98H119ZM147 97H148V96H147ZM161 97H162V96H161ZM170 97H169V98H170ZM176 97L178 98V96H176ZM176 97H175V99H172V100H175V102H174L175 105H174V106H176V104L178 103V102L176 103V101H178V100H176V99H177ZM190 97H191V95L189 96V98H190ZM197 97H199V96H197ZM200 97H199V98H200ZM217 97H216V99H217ZM23 98H24V97H23ZM60 98H61V97H60ZM173 98H174V97H173ZM181 98L179 99V101L181 100ZM203 98H204V97L201 98V101H203V100H202ZM10 99H11V98H10ZM61 99H63V98H61ZM120 99H122V97H120ZM141 99H144V97L142 96ZM11 100H12V99H11ZM26 100H27V99H26ZM28 100H30V99H28ZM34 100H35V99H34ZM43 100H44V99H43ZM48 100H49V99H48ZM95 100H96V99H95ZM170 100H171V98H170ZM170 100H169V101H170ZM172 100H171V101H172ZM183 100L187 102V101H188V97H187L186 99H182L181 101H183ZM4 101L6 102L7 100H4ZM12 101H13V100H12ZM12 101H11V102H12ZM30 101H31V100H30ZM45 101H46V99H45ZM53 101H54V100H52V102H53ZM56 101H57V100H56ZM56 101H55V102H56ZM88 101H89V100H88ZM111 101H112V100H111ZM171 101H170V102H171ZM196 101H197V98H196ZM205 101H206V100H205ZM1 102H2V104H3V101H2V100H1ZM50 102H51V101H50ZM55 102H54V104H55ZM59 102H60V101H58V102H56V103H59ZM84 102H85V101H84ZM118 102H119V101H118ZM172 102H173V101H172ZM186 102H185V103H186ZM203 102H204V101H203ZM65 103H66V102H65ZM88 103H89V102H88ZM102 103H103V102H102ZM149 103H150V102H149ZM174 103H173V104H174ZM187 103H188V102H187ZM196 103H197V102H196ZM198 103H199V101H198ZM206 103H207V102H206ZM208 103H209V102H208ZM4 104H5V103H4ZM8 104H11V103H6L5 106L7 107ZM24 104H25V102H24ZM59 104H60V103H59ZM82 104H83V103H82ZM100 104H101V103H100ZM109 104H110V103H109ZM117 104H118V103H117ZM117 104H116V105H117ZM171 104H172V103H171ZM178 104H179V103H178ZM183 104H184V103H183ZM13 105H14V104H13ZM57 105H58V104H57ZM85 105H87V104L85 103ZM88 105H89V104H88ZM102 105H103V104H102ZM121 105H122V104H121ZM161 105H162V104H161ZM179 105H181V104H179ZM197 105H198V104H197ZM200 105H201V104H200ZM202 105H203V104H202ZM208 105H209V104H208ZM208 105H207V106H208ZM213 105H214V104H213ZM222 105H223V104H222ZM50 106H51V105H50ZM58 106H59V105H58ZM58 106H57V108H58ZM68 106H69V105H68ZM150 106H151V105H150ZM156 106H157V104H156ZM177 106H178V105H177ZM210 106H212V105L210 104L209 107H210ZM223 106H224V105H223ZM3 107H4V106H3ZM3 107H2V108H3ZM6 107H4V108H6ZM12 107H13V106H12ZM15 107H16V106H15ZM15 107H14V108H15ZM42 107H43V106H42ZM45 107H46V106H45ZM59 107H60V106H59ZM69 107H70V106H69ZM85 107H87V106H85ZM164 107H165V106H164ZM164 107H163V108H164ZM215 107H216V106H215ZM4 108H3V111H4V112H3V115H4V113H5V116L9 115V117H10V116L12 117L13 115H11V113H9L10 108H9V110H7L8 108L5 109V110H7L8 113H9V114H7V115H6L7 111L5 112ZM43 108H44V107H43ZM46 108H48V110H49L50 107H46ZM51 108L53 109V107H51ZM66 108H67V107H65V110H66V111H65V114H67V113H68L67 111L70 110L69 108H68V110H67ZM70 108H71V107H70ZM89 108L92 109V108H94V107L92 106V107H89ZM99 108H100V107H99ZM102 108H103V107H102ZM102 108H101V109H102ZM113 108H114V107H113ZM126 108H127V107H126ZM165 108H166V107H165ZM170 108H171V107H170ZM172 108H173V107H172ZM16 109H17V107H16ZM16 109H13V110H16ZM24 109H25V108H24ZM27 109H28V108H27ZM59 109H60V108H58V111L60 112ZM62 109H64V108H62ZM62 109H61V110H62ZM103 109H105V108H103ZM117 109H118V108H117ZM167 109H168V108H166V109H162V110L164 111V110H167ZM173 109H175V108H173ZM216 109H217V108H216ZM25 110H26V109H25ZM42 110H44V109H42ZM46 110H47V109H46ZM48 110H47V112H48ZM71 110H72V108H71ZM106 110H107V109H106ZM122 110H123L125 113H127V112L124 110V108L121 109L120 111H122ZM138 110H139V109H138ZM140 110H141V109H140ZM0 111H1V110H0ZM26 111H28V110H26ZM26 111H25V113H27ZM34 111L37 112L38 110H37V111L34 110ZM51 111H53V110H51ZM55 111H56V110H55ZM55 111H53L54 114H55ZM58 111H57V115H58V113H59ZM73 111H74V110H73ZM103 111H104V110H103ZM114 111H116V110H114ZM123 111H122L121 113H123ZM167 111H170V110H167ZM173 111H174V110H173ZM175 111H176V110H175ZM184 111H185V110H184ZM191 111H192V110H191ZM230 111H232V110H230ZM10 112H12V111H10ZM13 112H14V111H13ZM13 112H12V114H13ZM39 112L41 113L40 110H39L37 113H39ZM53 112H52V113H53ZM61 112H62V111H61ZM61 112L59 113V115H62ZM63 112H64V110H63ZM131 112H133V111H131ZM226 112H227V111H226ZM40 113H39V114H40ZM70 113H72V111H71ZM70 113H68L69 116H70ZM108 113H109V112H108ZM138 113H139V112H138ZM138 113H137V114H138ZM175 113H176V112H175ZM188 113H189V112H188ZM188 113H187V114H188ZM193 113H194V112H193ZM21 114H22V113L18 114V112H17V115H21ZM32 114H33V113H32ZM68 114L65 116L66 118H70V119H72V116L74 117V114H73V115L71 114V115H72L71 117H67ZM109 114H110V113H109ZM109 114H108V115H109ZM111 114H112V113H111ZM116 114H117V113H116ZM151 114H152V113H151ZM163 114H166V113L163 112L162 115H163ZM167 114H168V112H167ZM191 114H192V113H191ZM49 115H50V110H49ZM49 115H47V116H48V119H47V117L42 118L43 121H46V120H50V121H51V120H53V119H52L53 116H51L52 118H51V117L49 118ZM51 115H53V114H51ZM59 115H58V116H59ZM117 115H118V114H117ZM119 115H120V113H119ZM189 115H190V114H189ZM262 115H263V114H262ZM0 116H2V114H1ZM58 116H57V117H58ZM111 116H112V115H111ZM111 116H110V117H111ZM125 116H127V115L122 114V116H121V120H122V117H123V119H125ZM128 116H129V115H128ZM128 116H127V118H126V119H127V120H126L127 123H128ZM169 116H170V115H169ZM200 116H201V115H200ZM224 116H225V115H224ZM2 117H3V116H2ZM7 117H8V116H7ZM11 117H10V119H11ZM34 117H36V116H34ZM54 117H55V116H54ZM57 117H56V118H57ZM105 117H106V116H105ZM185 117H186V116H185ZM222 117H223V116H222ZM14 118H15V117H14ZM14 118H12L11 120H12V121H15ZM40 118H41V117H40ZM56 118H55V119H56ZM74 118H75V117H74ZM106 118H107V117H106ZM106 118H104V119H106ZM164 118H165V117H164ZM230 118H231V117H230ZM13 119H14V120H13ZM45 119H46V120H45ZM58 119H59V118H57V120H58ZM60 119H62V118H60ZM60 119H59V120H60ZM63 119H64V118H63ZM63 119H62V121H64ZM167 119H168V118H167ZM11 120H10V121H11ZM57 120H53V121H56V123H57ZM66 120H67V119H65V121H66ZM113 120H117V118H116V119H113ZM203 120H204V119H203ZM219 120H220V119H219ZM249 120H250L251 122L253 121V120H251V119H249ZM10 121H8V122L10 123ZM62 121H60V122H62ZM122 121H123V120H122ZM129 121H130V119H129ZM190 121H191V120H190ZM261 121H262V120H261ZM18 122H19V121H18ZM18 122H17V123H18ZM20 122H21V121H20ZM46 122L49 123L48 121H46ZM60 122H59V124L57 123V124H55V125H56V126L60 125ZM102 122H103V121H102ZM106 122H107V121H106ZM111 122H112V120L110 121V126L112 125ZM132 122H133V121H132ZM11 123H12V122H11ZM13 123H15V122H13ZM47 123H46V126H48ZM108 123H109V122H108ZM130 123H131V121H130ZM42 124H43V123H42ZM50 124H51V123H50ZM62 124H63V123H62ZM62 124H61V125H62ZM114 124H115V122H114ZM145 124H146V123H145ZM153 124H154V123H153ZM251 124H252V123H251ZM256 124H257V123H256ZM261 124L264 125L263 123H261ZM261 124H260V125H261ZM9 125H10V124H9ZM106 125H108V124H106ZM115 125H116V124H115ZM115 125H114V127H115ZM112 126H113V125H112ZM121 126H123V125H121ZM252 126H253V125H252ZM256 126H258V125H256ZM62 127H64V126H62ZM188 127H189V126H188ZM192 127H193V126H192ZM194 127H195V126H194ZM12 128H14V127H12ZM34 128H35V127H34ZM42 128H43V127H42ZM45 128H46V127H45ZM48 128H49V127H48ZM59 128H60V126H59ZM112 128H113V127H112ZM182 128H183V127H182ZM257 128H258V127H257ZM61 129H62V128H61ZM188 129H189V128H188ZM192 129H193V128H192ZM192 129H190V130H192ZM261 129H262V128H261ZM10 130H11V129H10ZM43 130H44V128H43ZM48 130H49V129H48ZM178 130H179V129H178ZM193 130H194V129H193ZM208 130H209V129H208ZM220 130H221V129H220ZM222 130H223V129H222ZM222 130H221V131H222ZM259 130H260V129H259ZM263 130H264V129H263ZM45 131H46V130H45ZM56 131H58V130H56ZM59 131H60V130H59ZM68 131H69V130H68ZM70 131H71V130H70ZM72 131H73V130H72ZM77 131H78V130H77ZM228 131H230V130H228ZM53 132H54V134L57 133V132H55V131H53ZM187 132H188V131H187ZM187 132H186V133H187ZM191 132H192V131H191ZM27 133H28V131H27ZM41 133H42V132H41ZM44 133H45V132H44ZM72 133H74V132H72ZM189 133H190V132H189ZM192 133L194 134V133H195V130H194V132H192ZM239 133H240V132H239ZM1 134H2V133H1ZM20 134H21V133H20ZM68 134H70V132H69ZM81 134H82V133H81ZM163 134H164V133H163ZM174 134H175V133H174ZM184 134H185V133H184ZM202 134H203V133H202ZM210 134H211V133H210ZM249 134H250V133H249ZM46 135H47V133H46ZM62 135H63V134H62ZM62 135H60V136H62ZM70 135H74V134H70ZM75 135H76V134H75ZM203 135H204V134H203ZM229 135H230V134H229ZM258 135H259V134H258ZM48 136H49V135H48ZM65 136H66V134H65ZM156 136H158L157 133H156ZM182 136H183V135H182ZM193 136H194V135H193ZM195 136H196V134H195ZM230 136H231V135H230ZM260 136H261V135H260ZM63 137H64V135H63ZM90 137H91V136H90ZM261 137H262V136H261ZM35 138H36V137H35ZM44 138H45V137H44ZM61 138H62V137H61ZM66 138H67V137H66ZM183 138H184V137H183ZM68 139H69V136H68ZM68 139H67V140H68ZM185 139H188V138H184V140H185ZM205 139H206V138H205ZM248 139H249V138H248ZM58 140H59V139H58ZM70 140L72 141V139H70ZM131 140H132V139H131ZM233 140H234V139H233ZM81 141H82V140H81ZM245 141H246V140H245ZM74 142H75V140H74ZM186 142H187V141H186ZM262 142H263V141H262ZM42 143H43V142H42ZM58 143H59V142H58ZM72 143H73V142H72ZM181 143H182V142H181ZM60 144H61V143H60ZM239 144H240V143H239ZM66 145H70V144L68 143V144H66ZM101 145H102V144H101ZM105 145H106V144H105ZM31 146H32V145H31ZM70 146H71V145H70ZM72 146H73V145H72ZM83 146H84V145L82 144V147H83ZM99 146H100V145H99ZM111 146H112V144H111ZM177 146H178V145H177ZM192 146H193V144H192ZM197 146H198V144H197ZM214 146H215V145H214ZM0 147H3V146L1 145ZM52 147H53V146H52ZM74 147H75V146H74ZM171 147H172V146H171ZM186 147H187V146H186ZM215 147H216V146H215ZM66 148H67V146H66ZM75 148H76V150H77L78 147H75ZM83 148H84V147H83ZM102 148H103V147H102ZM219 148H220V147L217 146L215 149H217V150L219 151ZM1 149H3V148H1ZM50 149H51V148H50ZM59 149H60V148H59ZM59 149H57V151H58ZM178 149H179V148H178ZM186 149H188V148H186ZM198 149H200V146H199ZM201 149H202V148H201ZM262 149H263V148H262ZM4 150H5V149H4ZM55 150H56V147H55ZM81 150H82V149H81ZM92 150H93V149H92ZM124 150H125V149H124ZM124 150H123V151H124ZM171 150H172V149H171ZM205 150H206V149H205ZM0 151H1V150H0ZM2 151H3V150H2ZM59 151H61V150H59ZM62 151H63V150H62ZM71 151H72V149H71ZM95 151H96V150H95ZM123 151H122V152H123ZM126 151H127V150H126ZM262 151H263V150H262ZM79 152H80V151H79ZM124 152H125V151H124ZM198 152H199V151H198ZM45 153H46V152H45ZM48 153H49V151H48ZM76 153H77V152H76ZM125 153H126V152H125ZM219 153H220V152H219ZM227 153H228V152L226 151V154H227ZM232 153H234V152L232 151ZM66 154H67V152H66ZM80 154H81V153H80ZM80 154H78V155H80ZM261 154H262V153H261ZM51 155H52V154H51ZM67 155H68V154H67ZM74 155H75V154H74ZM173 155H174V154H173ZM192 155H193V154H192ZM197 155H198V154H197ZM229 155H230V154H229ZM238 155H239V154H238ZM259 155H260V154H259ZM38 156H39V155H38ZM193 156H194V155H193ZM227 156H228V155H227ZM236 156H237V155H236ZM236 156H235V157H236ZM64 157L67 158V156H64ZM64 157H63V158H64ZM78 157L80 158V156H78ZM88 157H89V156H88ZM88 157H87V161H86L85 163H87V162L89 161L90 158H88ZM90 157L92 158L93 156H90ZM109 157H110V156H109ZM125 157H126V156H125ZM173 157H174V159H176V156H173ZM229 157H230V156H229ZM235 157H234V158H235ZM45 158H46V157H45ZM55 158H59V157H55ZM60 158H61V157H60ZM72 158H74V157H72ZM82 158H83V157H82ZM94 158H95V157H94ZM94 158H92L93 160L89 161L88 164H89V163H92V161H94ZM113 158H114V157H113ZM193 158H194V157H193ZM37 159H39V158H37ZM41 159H42V157H41ZM46 159H47V158H46ZM46 159H44V160L42 159V160H43V161H46ZM76 159H77V158H76ZM84 159H85V157H84ZM97 159H98V158H97ZM161 159H162V158H161ZM217 159H218V158H217ZM236 159H237V157H236ZM241 159H242V158H241ZM260 159H261V158H260ZM33 160H35V159H33ZM49 160H52V159H49ZM78 160H79V159H78ZM81 160H82V159H81ZM81 160H80V163H79L80 165H81V163L84 161V160H82V162H81ZM98 160H99V159H98ZM107 160H108V158L106 159V161H107ZM121 160H122V158H121ZM125 160H126V159H125ZM164 160H165V159H164ZM172 160H173V159H172ZM239 160H240V159H239ZM1 161H8V160L5 159V160H1ZM1 161H0V162H1ZM30 161H31V160H30ZM114 161H115V160H114ZM237 161H238V159H237ZM254 161H255V160H254ZM33 162H35V161H33ZM68 162H69V161H68ZM70 162H71V161H70ZM76 162H78V161H76ZM116 162H118V161L116 160ZM124 162H125V161H124ZM174 162H176V161H174ZM238 162H239V161H238ZM2 163H3V162H2ZM9 163H10V162H9ZM40 163H41V162H40ZM47 163H48V161H47ZM120 163H121V162H120ZM3 164H4V163H3ZM6 164H7V163H5V165H6ZM41 164H42V163H41ZM45 164H46V163H45ZM45 164H44V165H45ZM55 164H57V163H55ZM62 164H63L62 166L64 167V166H65L64 162H63ZM77 164H78V163H77ZM83 164H84V162H83ZM88 164H85L84 166H86V167L88 168V167L91 165V164H89V166H88ZM94 164H95V161H94ZM117 164H118V163H117ZM174 164H175V163H174ZM10 165H11V164H10ZM20 165H21V163H20ZM38 165H40V164H38ZM48 165H49V164H48ZM68 165H69V164L67 163V167L65 166L66 168H63V169L66 170V172H65L66 174H67V171L72 170V167H70V169L68 168L69 166H71V163H70L69 166H68ZM73 165L75 166L76 164L74 163ZM207 165H208V164H207ZM246 165H247V164H246ZM6 166H7V165H6ZM8 166H9V164H8ZM8 166H7V167H8ZM12 166H13V165H12ZM25 166H26V165H25ZM41 166H42V165H41ZM60 166H61V165H60ZM76 166H77V165H76ZM204 166H206V165H204ZM1 167H2V166H1ZM3 167H5V166L3 165ZM3 167H2V168H3ZM34 167H35V166H34ZM53 167H54V166H53ZM82 167H83V165H82ZM122 167H123V166H122ZM151 167H152V166H151ZM151 167L149 166L148 168H150V170H151ZM174 167H175V166H174ZM179 167H180V166H179ZM199 167H200V166H199ZM212 167H213V166H212ZM228 167H229V166H228ZM246 167H247V166H246ZM257 167H258V165H257ZM35 168H36V167H35ZM58 168H59V167H57V169H58ZM67 168H68L69 170H67ZM83 168H85V167H83ZM89 168H90V170L93 169L92 166H90ZM144 168H145V167H144ZM148 168H147V169H148ZM202 168H203V167H202ZM216 168H217V167H216ZM259 168H260V167H259ZM10 169H11V166H10ZM51 169H52V168H51ZM54 169H56V168H54ZM142 169H143V168H142ZM190 169H191V168H190ZM204 169H205V168H204ZM4 170H5V169H4ZM13 170H14V168H13ZM21 170H22V169H21ZM43 170H44V167H43ZM48 170H49V168H48ZM73 170H74V167H73ZM86 170H87V169H86ZM116 170H117V169H116ZM118 170H119V169H118ZM162 170H163V169H162ZM205 170H206V169H205ZM257 170H258V169H257ZM53 171H54V174H55V172H57L56 170H52V172H53ZM63 171H64V170H63ZM77 171H78V170H77ZM77 171H76V173H77ZM81 171H84V170H81ZM153 171H154V170H153ZM163 171H164V170H163ZM221 171H222V170H221ZM228 171H230V170H228ZM238 171H239V170H238ZM238 171H237V172H238ZM258 171L260 172V170H258ZM44 172H45V171H44ZM69 172H70V171H69ZM69 172H68V173H69ZM71 172L73 173V171H71ZM78 172H79V171H78ZM92 172H93V170H92ZM92 172H91V173H92ZM120 172L122 173V171H120ZM125 172H126V171H125ZM175 172H177V171H175ZM178 172H179V171H178ZM202 172H203V171H202ZM219 172H220V171H219ZM28 173H29V171H28ZM45 173L48 174V172H45ZM59 173H61V172H59ZM59 173L57 174V176L60 175ZM84 173H87V171H86V172L84 171ZM84 173H82V174H84ZM130 173H131V172H130ZM133 173H134V171H133ZM173 173H174V172H173ZM180 173H181V172H180ZM228 173H229V172H228ZM230 173H233V172H230ZM49 174H50V176H51V172H49ZM49 174H48V175H49ZM54 174H53V176H54L55 179H56L57 176H55ZM62 174H63V173H62ZM73 174H74V173H73ZM88 174H89V170H88ZM233 174H234V173H233ZM3 175H4V174H3ZM27 175L29 176V174H27ZM69 175L71 176V174H69ZM69 175H68V176H69ZM84 175H87V174H84ZM89 175H90V174H89ZM173 175H174V174H173ZM203 175H204V174H203ZM50 176H48V178H49ZM70 176H69L68 178H70ZM176 176H177V175H176ZM259 176H261V175H259ZM2 177H4V176H2ZM71 177H72V176H71ZM73 177H74V175H73ZM85 177H86V176H85ZM85 177H84V178H85ZM87 177H89V176H87ZM87 177H86V179H87ZM120 177H121V176H120ZM140 177H141V176H140ZM153 177H155V176H153ZM153 177H152V178H153ZM166 177H167V176H166ZM233 177H234V176H233ZM261 177H262V176H261ZM261 177H260V179H261ZM45 178H46V177H45ZM45 178H43V179L45 180ZM51 178H52V177H51ZM51 178H50V179H51ZM61 178H63V177L61 176ZM61 178L59 177V179H61ZM68 178H67V179H68ZM118 178H119V177H118ZM224 178H225V177H224ZM248 178H249V177H248ZM248 178H247V179H248ZM65 179H66V178H65ZM81 179H82V178H81ZM92 179H93V178H92ZM181 179H182V178H181ZM0 180H1V179H0ZM72 180H73V181L75 180V182H74V184H75V183H76V178H73ZM77 180H80V179H77ZM82 180H84V179H82ZM82 180H81V181H82ZM87 180H88V179H87ZM114 180H116V178H115ZM119 180H122V179L119 178ZM142 180H143V179H142ZM146 180H147V179H146ZM146 180H145V181H146ZM188 180H189V179H188ZM188 180H187V181H188ZM217 180H218V179H217ZM56 181H57V179H56ZM61 181L63 182V180H61ZM85 181H86V180H85ZM89 181H92V180H89ZM192 181H193V180H192ZM232 181H233V180H232ZM232 181H231V182H232ZM255 181H256V180H255ZM261 181H263V180H261ZM261 181H260V182H261ZM3 182L5 183L4 180H3ZM32 182H33V181H32ZM50 182H51L50 184L52 185V180H51ZM62 182H60L61 184H59V185L62 186ZM64 182H65V181H64ZM64 182H63V183H64ZM69 182L72 183L71 180H70ZM77 182L79 183V181H77ZM92 182H93V181H92ZM114 182H115V181H114ZM120 182H122V181H120ZM194 182H195V181H194ZM194 182H192V183H194ZM218 182H219V180H218ZM34 183H35V182H33V184H34ZM36 183H37V182H36ZM56 183H57V182H56ZM58 183H59V182H58ZM81 183H83V182H81ZM104 183L106 184L105 181H104ZM107 183H108V182H107ZM185 183H186V182H185ZM189 183L192 185L191 182H189ZM196 183H197V182H196ZM257 183H258V182H257ZM72 184H73V183H72ZM115 184H116V183H115ZM123 184H124V182H123ZM259 184H261V183H259ZM56 185H57V184H56ZM67 185H69V184L67 183ZM112 185H113V184H112ZM252 185H253V184H252ZM20 186H21V185H20ZM20 186H19V187H20ZM29 186H33V185H31V183H30ZM34 186H35V185H34ZM38 186H39V188H38ZM72 186H73V185H72ZM75 186H76V185H75ZM91 186H92V185H91ZM105 186H106V185H105ZM108 186H110V185L108 184ZM157 186H158V185H157ZM235 186H236V185H235ZM1 187H2V186H1ZM7 187H8V186H7ZM17 187H18V186H17ZM24 187H25V186H23V189H22V190H21V188H20V190H21L22 192H21L20 190H19V192H21L22 194H24V193L26 194V193H27V190H28V193L31 192V191L29 190V189H30L29 187H26V188H24ZM64 187H66V184H64ZM68 187H69V186H67L66 188L70 190V188H68ZM102 187H103V186H102ZM120 187H121V185H120ZM173 187H175V186H173ZM188 187H189V186H188ZM236 187H237V186H236ZM253 187H254V186H253ZM253 187H252V188H253ZM28 188H29V189H28ZM35 188H36V187H35ZM72 188H74V186H73ZM82 188H84V187H82ZM92 188H93V187H92ZM104 188H105V187H104ZM104 188H103V189H104ZM107 188H109V187H107ZM139 188H140V187H139ZM175 188H176V187H175ZM220 188H222V187H220ZM24 189H25L26 191L23 193V190H24ZM31 189H32V188H31ZM38 189H40V185H39V184H37V188H36V191H37V192H38ZM56 189H58V188H56ZM62 189H64V188H62ZM77 189H78V188H77ZM84 189H86V188H84ZM103 189H102V190H103ZM111 189H112V190H113V189L115 190V188H112V187H111ZM111 189H110V190H111ZM144 189H145V188H144ZM161 189H163V188H161ZM161 189H160V190H161ZM169 189H170V188H169ZM171 189H172V188H171ZM233 189H234V188H233ZM254 189H255V188H254ZM0 190H1V189H0ZM3 190H5V189L3 188ZM64 190H65V189H64ZM104 190H105V189H104ZM112 190H111V191H112ZM146 190H147V189H146ZM210 190H211V189H210ZM219 190H220V189H219ZM257 190H258V189H257ZM257 190H256V191H257ZM263 190H264V189H263ZM5 191H6V190H5ZM16 191H17V189H16ZM16 191H15V189H14V192H15L14 194H16ZM34 191H35V189H34V187H33V191H32V193H34ZM36 191H35V193H34L35 195L38 196L39 193L42 194L41 192H39V193L36 194ZM39 191H40V190H39ZM41 191H42V189H41ZM43 191H44V190H43ZM89 191H91V190H89ZM89 191H88V192H89ZM117 191H118V190H117ZM127 191H128V190H127ZM140 191H141V190H139V192H140ZM165 191H166V190H165ZM176 191H177V190H176ZM3 192H4V191H3ZM17 192H18V191H17ZM124 192H125V191H124ZM259 192H260V191H259ZM262 192H263V191H262ZM12 193H13V190H12ZM21 193H19L18 195H20ZM28 193H27V196L29 195ZM44 193H45V192H43V194H44ZM112 193H113V191H112ZM122 193H123V191H122ZM136 193H137V192H136ZM180 193H181V192H180ZM209 193H210V192H209ZM14 194H13V195H14ZM40 194H39V196H40ZM43 194H42V195H43ZM48 194H49V193H48ZM48 194H47V196H48ZM107 194H108V193H107ZM117 194H118V193H117ZM124 194H125V196H127L126 193H124ZM42 195H41V198L44 196V195H43V196H42ZM52 195H53V194H52ZM68 195H69V194H68ZM104 195H105V194H104ZM122 195H123V194H122ZM163 195H164V194H163ZM252 195H253V194H252ZM29 196H30V195H29ZM29 196H28V197H29ZM45 196H46V193H45ZM108 196H110V195H108ZM115 196H117V195H115ZM118 196H119V195H118ZM118 196H117V197H118ZM240 196H241V195H240ZM1 197H2V195H1ZM3 197H4V196H3ZM25 197H26V196L24 195V198H25ZM32 197H33V195H32ZM32 197H31V199L34 200V198H32ZM34 197H35V196H34ZM48 197H49V196H48ZM50 197H53V196L50 195ZM54 197H55V196H54ZM110 197H111V196H110ZM123 197H124V196H123ZM223 197H224V196H223ZM244 197H245V196H244ZM248 197H249V196H248ZM19 198H20V197H19ZM26 198H27V197H26ZM29 198H30V197H29ZM36 198H37L36 203L41 202V203H42V206H44V208H45V205H46L47 202H51V203L48 204V205H50L51 208H52V206H53L52 204H54V202H56L55 199H57V198H54V199H53L54 201H53V200L48 201V199H46L47 202L45 203V201H44L45 204L43 205V201H41L42 199L39 197V199H41V200H40L39 202H37L39 199H38V197H36ZM36 198H35V199H36ZM58 198H59V196H58ZM71 198H72V197H71ZM73 198H74V197H73ZM126 198H127V197H125L124 199H126ZM128 198H130L131 200L134 199V198H131V197H130V194H129V197H128ZM181 198H182V197H181ZM241 198H242V197H241ZM22 199H23V197H22ZM22 199H21V200H22ZM50 199H51V198H50ZM50 199H49V200H50ZM61 199H62V198H60V200H61ZM64 199L66 200V198H64ZM113 199H115V198H113ZM121 199H122V198H121V196H120V200H121ZM151 199H154V198H151ZM21 200H18V202H20ZM27 200H28V198H27ZM29 200H30V199H29ZM43 200H45V198H44ZM67 200H68V199H67ZM72 200L74 201L75 198L72 199ZM80 200H84L85 202H87V201L90 202L89 200H85V199H82V198H81V199L79 198V199H78V202H79ZM126 200H127V199H126ZM260 200H261V199H260ZM14 201H15V199H14ZM22 201H23V200H22ZM52 201H53V203H52ZM57 201H58V200H57ZM61 201L63 202V199H62ZM69 201H70V203H71L70 197H69V200H68L67 202L64 201L63 203L59 204V208H60V205H61V206H62V205L65 206L64 203H65V202H66V203H69ZM99 201H100V200H99ZM108 201H111V199L108 198ZM161 201H162V200H161ZM12 202H13V201H12ZM33 202H34V201H33ZM75 202H77V200H75ZM81 202H83V201H81ZM81 202H80V203H81ZM93 202H94V201H93ZM114 202H117V201L114 200ZM114 202L111 201V203H114ZM126 202H127V201H125V203H126ZM233 202H234V201H233ZM10 203H11V202H10ZM22 203H24V201H23ZM30 203H32V202H30ZM70 203H69V204H70ZM132 203H133V202H132ZM132 203H131V205H132ZM150 203H151V202H150ZM184 203H185V202H184ZM14 204H15V205H17V204L19 205V203L16 204V202H14ZM14 204H13V205H14ZM32 204H33V203H32ZM69 204H66V206L69 205ZM77 204H78V203H77ZM86 204H87V203H86ZM122 204H123V202H122ZM7 205H8V204H7ZM9 205H10V204H9ZM37 205L39 206V205H41V204L39 203V204H37ZM48 205H46V206L48 207ZM71 205H73V202L70 204V207H71ZM80 205L82 206V205H84V204L81 203ZM90 205H91V203H90ZM114 205H115V204H114ZM117 205H118V204H117ZM131 205H130V206H131ZM149 205H150V204H149ZM206 205H207V204H206ZM19 206H20V205H19ZM21 206H22V205H21ZM23 206H24V205H23ZM29 206H30V205H29ZM34 206H35V205H34ZM34 206H33V207H34ZM50 206H49L48 208H50ZM54 206H56V203H55ZM78 206H79V204H78ZM118 206H119V205H118ZM122 206H123V205H122ZM122 206H121V207H122ZM136 206H137V205H135V207H134V205H133V207L131 206V208H134L135 210H137L138 208L140 209V207L137 206V208H136ZM250 206H251V205H250ZM250 206H249V207H250ZM47 207H46V209H48ZM62 207H63V206H62ZM67 207H69V206H67ZM72 207H73V206H72ZM72 207H71L70 209H72ZM119 207H120V206H119ZM121 207H120V208H121ZM123 207H124V206H123ZM207 207H208V206H207ZM36 208H37V207H36ZM36 208H35V209H36ZM38 208H39V210H37V211H40V210H41L40 207H38ZM38 208H37V209H38ZM56 208H57V207H56ZM64 208L66 209V207H64ZM64 208H63V209H64ZM76 208H77V207H76ZM211 208H212V207H211ZM7 209H8V208H7ZM52 209H53V208H52ZM52 209H50V214H49V215H51V213H52V211H53ZM61 209H62V208H61ZM126 209L128 210V208H126ZM126 209H125V211H126ZM248 209H249V208H248ZM248 209H247V211H248ZM250 209H251V207H250ZM14 210H15V209H14ZM106 210H107V209H106ZM156 210H157V209H156ZM240 210H241V209H240ZM244 210H245V209H244ZM18 211H19V210H18ZM18 211H17L16 213H18ZM43 211L46 212L45 209H43L42 212H43ZM47 211H48V210H47ZM55 211H57V210L55 209ZM55 211H53V214L56 215ZM72 211H73V210H72ZM107 211H108V210H107ZM128 211H130V210H128ZM139 211H141V210H139ZM153 211H154V210H152V212H153ZM34 212H36V211H34ZM40 212H41V211H40ZM42 212H41V213H42ZM109 212H110V211H109ZM171 212H172V211H171ZM254 212H255V211H254ZM256 212H257V211H256ZM16 213H15V211H14V215H15ZM46 213H47V212H46ZM48 213H49V212H48ZM57 213H58V212H57ZM73 213H74V212H73ZM100 213H101V212H100ZM149 213H150V212H149ZM248 213H249V212H248ZM257 213H258V212H257ZM259 213L261 214V212H259ZM259 213H258V214H259ZM33 214H34V213H33ZM35 214H37V213H35ZM42 214H43V213H42ZM135 214H136V213H135ZM203 214H204V213H203ZM260 214H259V217H261ZM43 215L45 216V214H43ZM43 215H42V216H43ZM49 215H48L47 218H48V220L50 221V220H52V219H50V216H49ZM109 215H110V213H109ZM109 215H106V217L109 216ZM118 215H119V214H118ZM252 215H253V214H252ZM15 216L17 217V215H15ZM24 216H25V215H24ZM38 216H39V215H38ZM60 216H61V215H60ZM67 216H68V215H67ZM91 216H92V215H91ZM101 216H102V218H103V216H105V215L102 214ZM169 216H172V214H171V215L169 214ZM169 216H168V217H169ZM248 216H249V215H248ZM255 216H256V215H255ZM33 217H34V216H33ZM35 217H36V216H35ZM35 217H34V218H35ZM61 217H62V216H61ZM64 217H65V215H64ZM106 217H105V218H106ZM136 217H137V216H136ZM153 217H155V216H153ZM157 217H158V216H157ZM251 217H252V216H251ZM251 217H250V219H251ZM11 218H12V217H11ZM13 218H15V217H13ZM21 218H23V217H21ZM43 218H44V217H43ZM52 218H53V217H52ZM68 218H69V217H68ZM68 218H67V219H68ZM87 218H88V217H87ZM94 218H95V217H94ZM117 218H118V217H117ZM124 218H126V217H124ZM127 218H128V217H127ZM151 218H152V216H151ZM169 218H170V217H169ZM169 218H166V219L168 220ZM172 218H173V216H172ZM172 218H171V219H172ZM263 218H264V216H263ZM18 219H19V218H18ZM31 219H32V218H31ZM38 219H39V218H38ZM38 219H37V220H38ZM64 219H66V218H64ZM64 219H63V221H65ZM88 219H89V218H88ZM107 219H109V218H107ZM107 219H105V220H107ZM113 219L115 220V217H114ZM131 219H132V218H131ZM131 219H130V220H131ZM140 219H141V218H140ZM154 219H155V218H154ZM166 219H165V221H166ZM171 219H169V220H171ZM0 220H1V219H0ZM16 220H17V219H16ZM39 220H41V219H39ZM45 220H47V219H45ZM55 220H56V218H55ZM58 220H60V219H58ZM74 220H75V219H74ZM91 220H92V218H91ZM91 220H90V221H91ZM109 220H110V219H109ZM130 220H129V221H130ZM146 220H147V219H146ZM156 220H157V219H156ZM156 220H155V221H156ZM161 220H163V219L160 218V221H161ZM21 221H22V220H21ZM43 221H44V220H43ZM49 221H48V222H49ZM129 221H128V222H129ZM138 221H140V220L136 219V222H138ZM149 221L151 222L150 224H152V221H151V220H149ZM149 221H148V223H149ZM158 221H159V218H158ZM262 221H263V220H262ZM10 222H11V221H10ZM66 222H67V221H66ZM68 222H69V221H68ZM71 222H73V221L71 220ZM91 222H92V221H91ZM94 222H96V220H95ZM108 222H109V221H107V223H108ZM116 222H117V223H116ZM120 222H121V221H120ZM126 222H127V221H126ZM131 222L133 223V221H131ZM140 222H142V221H140ZM8 223H9V222H8ZM38 223L40 224V222H38ZM44 223H45V221H44ZM46 223H47V222H46ZM53 223H54V222H53ZM88 223H89V221H88ZM100 223H102V222H100ZM118 223H119L118 221H115V224H117V226L120 225V224H118ZM138 223H139V222H138ZM138 223H136L137 225L134 224V225H133L134 227L131 226L132 224H131V225L129 224V225H130L132 228H134L135 231H137L135 228H136L138 225L140 226L141 224H144V223L147 224V222H142V223H139V224H138ZM157 223H158V222H157ZM171 223H172V221L170 222V224H171ZM174 223H175V222H174ZM174 223H172L173 226H174ZM199 223H200V222H199ZM255 223H256V222H255ZM12 224H14V223H12ZM42 224H43V223H41V225H42ZM58 224H59V222H58ZM69 224H70V223H69ZM72 224H73V223H72ZM80 224H81V223H80ZM115 224H114V225H115ZM122 224H123V223H122ZM126 224H127V227H129V226H128V223H126ZM126 224H124L125 226L122 225V226H123L122 228H124V230L126 229V231H127L128 228H126ZM146 224L144 225V231H145V228H147L146 230H148V227H149V226H146ZM150 224H147V225H150ZM160 224H161V222H160ZM3 225H4V223H3ZM14 225H15V224H14ZM53 225L55 226V224H53ZM56 225H57V224H56ZM108 225H110V223H109ZM135 225H136V226H135ZM162 225H163V224H162ZM167 225H168V224H167ZM195 225H196V224H195ZM195 225H194V226H195ZM7 226H8V225H7ZM42 226H43V225H42ZM79 226H80V225H79ZM90 226H91V225H90ZM142 226H143V225H142ZM145 226H146V227H145ZM159 226H160V225H159ZM165 226H166V224H164V227H165ZM173 226H172V227H173ZM176 226H177V225H176ZM194 226H193V227H194ZM1 227H2V226H1ZM38 227H39V226H38ZM44 227H45V226H44ZM115 227H116V226H115ZM150 227H152V226H150ZM172 227H171V228H172ZM189 227H191V225H190ZM195 227H196V226H195ZM195 227H194V228H195ZM253 227H254V226H253ZM259 227H260V226H259ZM6 228H7V227H6ZM6 228H5V229H6ZM8 228H9V227H8ZM41 228H43V227H41ZM49 228H50V227H49ZM52 228H53V227H52ZM56 228H57V227H56ZM58 228H59V227H58ZM71 228H72V227H71ZM95 228L97 229V227H95ZM111 228H113V227H110V229H111ZM118 228L121 229V225H120ZM140 228H141V226L139 227V230H140ZM153 228H154V227H153ZM251 228H252V227H251ZM0 229H1V228H0ZM54 229H55V228H54ZM114 229H115V228H114ZM129 229H130V227H129ZM151 229H152V228H151ZM151 229H149V230H151ZM253 229H254V228H253ZM253 229H252V230H253ZM256 229H257V228H256ZM31 230H32V229H31ZM51 230H52V229H51ZM57 230H59V229H57ZM107 230H108V229H107ZM107 230H106V231H107ZM153 230H155V229H153ZM52 231H53V230H52ZM119 231H120V230H119ZM128 231H129V230H128ZM169 231H171V230H169ZM2 232H3V231H2ZM56 232H57V231H56ZM104 232H105V229H104ZM114 232H115V230H114ZM138 232H139V231H138ZM140 232H142V231L140 230ZM140 232H139V234H140ZM241 232H242V231H241ZM11 233H12V232H11ZM21 233H22V232H21ZM23 233H24V232H23ZM105 233H106V232H105ZM107 233H108V232H107ZM107 233H106V234H107ZM122 233H123V231H122ZM126 233H127V232H126ZM129 233H130V232H129ZM144 233H145V232H144ZM147 233H148V232H146L145 235H147V236L149 237L150 234H147ZM261 233H262V232H261ZM108 234H109V233H108ZM118 234H119V233H118ZM136 234H137V233H136ZM152 234H153V233H152ZM154 234H156V232H154ZM154 234H153V235H154ZM239 234L241 235V233H239ZM258 234H259V233H258ZM21 235H22V234H21ZM24 235H25V234H24ZM140 235L142 236V233H141ZM153 235H151V236H152V237H155V236H153ZM256 235H257V231H256ZM256 235H255V236H256ZM123 236H124V235H123ZM17 237H18V236H17ZM142 237H144V236H142ZM148 237H147V238H148ZM107 238H108V236H107ZM109 238H110V237H109ZM122 238H123V237H122ZM132 238H133V237H131V239H132ZM145 238H146V237H145ZM172 238H173V237H172ZM90 239H91V238H90ZM105 239H106V238H105ZM135 239H136V238H135ZM137 239H138V238H137ZM137 239H136V240H137ZM149 239H150V238H149ZM149 239H148V241H149ZM188 239H189V238H188ZM106 240H107V239H106ZM108 240H109V239H108ZM108 240H107V241H108ZM113 240H114V239H113ZM127 240H128V239H127ZM144 240H147V239H144V238H143V242H141V240H140V242L138 241L139 243H137V242H136V243L142 245V243H144ZM150 240H153V239H150ZM156 240H157V239H156ZM156 240H154V241H156ZM171 240H173V242H174V241H175V242L177 241L176 238H175V240H174V239H171ZM171 240L169 241V238H168V244L172 243ZM179 240H180V239H179ZM124 241H126V240H124ZM132 241H133V240H132ZM148 241H147V242H148ZM117 242H118V241H117ZM147 242H146V243H147ZM151 242H152V241H151ZM169 242H170V243H169ZM175 242H174V243H175ZM180 242H181V241H180ZM180 242L178 241L176 245H178V243H180ZM186 242H187V240H186ZM18 243H19V242H18ZM18 243H17V244H18ZM129 243H132V242H129ZM146 243L144 244L145 246H146ZM148 243H150V242H148ZM152 243H153V242H152ZM155 243H156V242H155ZM181 243H182V242H181ZM187 243H188V242H187ZM78 244H80V242H78ZM94 244H95V243H94ZM133 244H134V243H133ZM133 244H132V245H133ZM137 244H134V246L136 245L135 247H138L139 245H137ZM183 244H184V243H183ZM183 244H182V245H183ZM220 244H221V243H220ZM10 245H11V244H10ZM25 245H26V244H25ZM129 245H130V244H129ZM153 245H155V244H153ZM165 245H166V244H165ZM171 245H172V244H171ZM171 245H168V246L166 245V247H170ZM214 245H216V244H214ZM12 246H13V245H12ZM142 246H143V245H142ZM142 246H140V247H142ZM147 246H149V244H148ZM147 246H146V247H147ZM211 246H212L211 249H214L213 245H211ZM256 246H257V245H256ZM8 247H9V246H8ZM10 247H11V246H10ZM18 247H19V246H18ZM129 247H131V246H129ZM140 247H138L139 251H140ZM146 247H145V248H146ZM151 247H152V246H151ZM172 247H173V245H172ZM182 247H184V245H183ZM216 247H217V245H216ZM218 247H219V246H218ZM5 248H6V247H5ZM12 248H13V247H12ZM16 248H17V247H16ZM21 248H22V247H21ZM131 248H132V247H131ZM142 248H143V247H142ZM149 248H150V246H149ZM208 248H209V247H208ZM208 248H206V250H207ZM10 249H11V248H10ZM13 249H14V248H13ZM19 249H20V248H19ZM129 249H130V248H129ZM133 249H135V248H133ZM138 249H137V251H138ZM82 250H83V249H82ZM130 250H131V249H130ZM145 250H146V249H144V251H145ZM150 250H151V249H150ZM152 250H153V248H152ZM209 250H210V249H209ZM209 250H208V251H209ZM215 250H216V248H215ZM215 250H212V252H210V254H212L213 251H215ZM242 250H243V249H242ZM15 251H16V250H15ZM133 251H134V250H133ZM135 251H136V250H135ZM135 251L133 252V254H134V253H136V254L138 253V254H139V252H135ZM146 251H148V250H146ZM146 251H145V252H146ZM169 251H170V250H169ZM210 251H211V250H210ZM256 251H257V250H256ZM18 252H19V251H18ZM131 252H132V250H131ZM140 252H141V251H140ZM171 252H172V250H171ZM178 252H179V251H178ZM186 252H187V251H186ZM205 252H206V251H205ZM146 253H148V252H146ZM146 253H145V254H146ZM149 253H150V252H149ZM149 253H148V254H149ZM172 253H173V252H172ZM172 253H170L171 256H173ZM20 254H21V252H20ZM148 254H146V256H149V257H147V258H152V257H150L151 254H150V255H148ZM174 254H175V253H174ZM179 254H180V253H179ZM179 254H177V255H179ZM181 254L183 255L184 253L181 252ZM187 254H188V253H186V255H187ZM214 254H215V256H218V253H217V255H216V253H214ZM222 254H223V253H222ZM13 255H14V254H13ZM22 255H23V254H22ZM166 255L168 256V254H166ZM186 255L184 254V256H185V257H184V260H185L186 257H187ZM188 255H189V254H188ZM17 256H18V255H17ZM139 256H141V255H139ZM211 256H213V255H211ZM14 257H15V256H14ZM142 257H143V256H142ZM169 257H170V256H169ZM200 257H201V256H200ZM219 257H220V256H219ZM145 258H146V257H145ZM188 258H189V257H188ZM195 258H196V257H195ZM38 259H39V258H38ZM130 259H131V258H130ZM130 259H128V261H129ZM136 259H137V258H135V260H136ZM173 259H174V258H173ZM173 259H172V260H173ZM200 259H201V258H200ZM42 260H43V259H42ZM133 260H134V258H133ZM143 260H144V259H143ZM148 260H149V259H148ZM188 260H189V259H188ZM188 260H187V261H188ZM215 260H216V259H215ZM185 261H186V260H185ZM187 261H186L185 263H187ZM211 261H212V260H211ZM211 261H210V262H211ZM213 261H214V260H213ZM126 262H127V261H126ZM129 262H130V263H128V264H131V263H132V261H129ZM136 262H137V261H136ZM177 262H178V261H177ZM214 262H215V261H214ZM216 262H218V261H216ZM38 263H39V262H38ZM134 263H135V262H134ZM134 263H133V264H134ZM138 263H140V262H138ZM141 263H142V262H141ZM197 263L199 264L200 262H197ZM218 263H219V262H218ZM43 264H44V263H43ZM143 264H144V263H143ZM174 264H175V263H174ZM177 264H178V263H177ZM188 264H189V263H188ZM200 264H202V263H200ZM211 264H212V262H211Z\"/></svg>",
	"mask_w": 264,
	"mask_h": 264
}]
</instances>
